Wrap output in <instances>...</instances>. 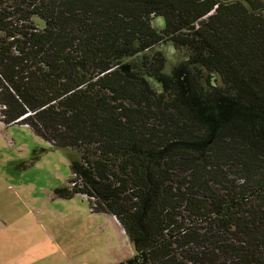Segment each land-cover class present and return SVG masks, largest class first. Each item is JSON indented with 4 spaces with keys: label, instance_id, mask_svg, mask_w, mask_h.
<instances>
[{
    "label": "trees",
    "instance_id": "obj_1",
    "mask_svg": "<svg viewBox=\"0 0 264 264\" xmlns=\"http://www.w3.org/2000/svg\"><path fill=\"white\" fill-rule=\"evenodd\" d=\"M0 120L69 154L117 264H264V0H0Z\"/></svg>",
    "mask_w": 264,
    "mask_h": 264
},
{
    "label": "rangeland",
    "instance_id": "obj_2",
    "mask_svg": "<svg viewBox=\"0 0 264 264\" xmlns=\"http://www.w3.org/2000/svg\"><path fill=\"white\" fill-rule=\"evenodd\" d=\"M158 49L167 67L185 53L169 42ZM70 176L65 150L0 120V264H117L133 255L114 215L92 212L84 196L54 194Z\"/></svg>",
    "mask_w": 264,
    "mask_h": 264
}]
</instances>
